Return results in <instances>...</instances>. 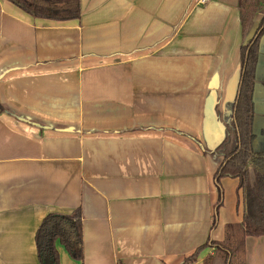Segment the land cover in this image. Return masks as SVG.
Masks as SVG:
<instances>
[{
	"label": "crops",
	"instance_id": "crops-1",
	"mask_svg": "<svg viewBox=\"0 0 264 264\" xmlns=\"http://www.w3.org/2000/svg\"><path fill=\"white\" fill-rule=\"evenodd\" d=\"M81 6L80 19L57 22L0 0V264H43V221L78 209L84 260L57 242L60 264H184L243 219L238 180L221 179L218 203L222 158L205 123L213 91L209 143L231 125L223 103L244 42L238 0ZM254 104L253 149L263 152L264 39ZM245 258L264 264V237L247 238Z\"/></svg>",
	"mask_w": 264,
	"mask_h": 264
},
{
	"label": "trees",
	"instance_id": "trees-1",
	"mask_svg": "<svg viewBox=\"0 0 264 264\" xmlns=\"http://www.w3.org/2000/svg\"><path fill=\"white\" fill-rule=\"evenodd\" d=\"M36 19L57 22L78 20L82 15L81 0H8ZM239 21L244 42L240 47L237 90L232 104V121L224 131V137L210 150L222 158L215 173L219 201L223 192V178L238 180L242 193L243 219L228 224L223 241H210L186 258L184 264H193L199 254L208 247L214 253L208 255L204 264H246L247 238L264 237V151L253 149L256 136L253 131L255 118L254 87L259 63L260 47L264 39V18L253 37L248 34L258 14L264 13V0H238ZM231 85V83H230ZM219 99L215 111L219 112ZM209 149H205L208 153ZM83 213L81 209L71 215L51 214L45 218L37 232L36 242L40 260L45 264H60L56 243L59 242L76 261L84 260Z\"/></svg>",
	"mask_w": 264,
	"mask_h": 264
},
{
	"label": "water",
	"instance_id": "water-1",
	"mask_svg": "<svg viewBox=\"0 0 264 264\" xmlns=\"http://www.w3.org/2000/svg\"><path fill=\"white\" fill-rule=\"evenodd\" d=\"M257 28L255 30H253V26H252V28L248 34V38L253 37ZM238 73H239V63H238V67L236 69V72L231 77V79L228 83L227 90H226L227 94H226V97H225V100L223 103V108H225L226 113L227 114L231 113V116L233 115L232 104H233V98L235 97L236 90H237ZM230 83H231V85H230ZM216 100H218L217 93L216 92L213 93V91H212V93L209 97L208 103L206 105V122H205L206 123V140L207 139L210 140L216 133L217 122H218L217 121L218 113H216V111H215ZM218 105H219V102H218ZM227 106H228V108H227ZM223 137H224V134L222 135V138ZM209 140H207V143H208V148L211 150L214 149L218 145V143L221 141V140H219L217 143L212 144V143H209ZM45 264H52V262L49 259H46Z\"/></svg>",
	"mask_w": 264,
	"mask_h": 264
},
{
	"label": "built area",
	"instance_id": "built-area-1",
	"mask_svg": "<svg viewBox=\"0 0 264 264\" xmlns=\"http://www.w3.org/2000/svg\"><path fill=\"white\" fill-rule=\"evenodd\" d=\"M211 0H195L196 4L198 5H205L209 3Z\"/></svg>",
	"mask_w": 264,
	"mask_h": 264
},
{
	"label": "rangeland",
	"instance_id": "rangeland-1",
	"mask_svg": "<svg viewBox=\"0 0 264 264\" xmlns=\"http://www.w3.org/2000/svg\"><path fill=\"white\" fill-rule=\"evenodd\" d=\"M262 18H264V13L258 14L254 21H257V20L260 21Z\"/></svg>",
	"mask_w": 264,
	"mask_h": 264
}]
</instances>
